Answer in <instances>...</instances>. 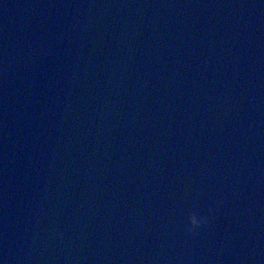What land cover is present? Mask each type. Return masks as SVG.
<instances>
[{
  "label": "water",
  "instance_id": "95a60500",
  "mask_svg": "<svg viewBox=\"0 0 264 264\" xmlns=\"http://www.w3.org/2000/svg\"><path fill=\"white\" fill-rule=\"evenodd\" d=\"M145 254L264 264V0H0V264Z\"/></svg>",
  "mask_w": 264,
  "mask_h": 264
},
{
  "label": "clouds",
  "instance_id": "9594fccd",
  "mask_svg": "<svg viewBox=\"0 0 264 264\" xmlns=\"http://www.w3.org/2000/svg\"><path fill=\"white\" fill-rule=\"evenodd\" d=\"M85 26H88L87 24ZM242 101V96L237 98V101L234 102L233 105H217L216 108L211 110V117L216 121L218 126L223 129V125L229 119H236L238 112H237V104ZM205 165H201L203 169ZM196 178L189 177L187 178L183 184L181 185L179 194L177 196V204L178 206H183L188 199L190 198L195 186H196ZM213 209L209 208L208 213L211 215ZM209 226V219L207 216H198L196 212H189L187 215V226L185 228V232L190 235L194 236L197 234L198 231L205 229ZM50 235L53 238H60L62 239V234L52 232ZM148 254H145L139 258L138 264H148Z\"/></svg>",
  "mask_w": 264,
  "mask_h": 264
}]
</instances>
